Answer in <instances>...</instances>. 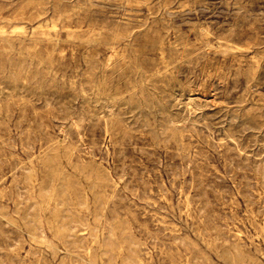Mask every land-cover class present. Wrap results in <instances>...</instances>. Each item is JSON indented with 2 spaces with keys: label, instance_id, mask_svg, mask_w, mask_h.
<instances>
[{
  "label": "rangeland",
  "instance_id": "rangeland-1",
  "mask_svg": "<svg viewBox=\"0 0 264 264\" xmlns=\"http://www.w3.org/2000/svg\"><path fill=\"white\" fill-rule=\"evenodd\" d=\"M0 264H264V0H0Z\"/></svg>",
  "mask_w": 264,
  "mask_h": 264
},
{
  "label": "bare ground",
  "instance_id": "bare-ground-1",
  "mask_svg": "<svg viewBox=\"0 0 264 264\" xmlns=\"http://www.w3.org/2000/svg\"><path fill=\"white\" fill-rule=\"evenodd\" d=\"M89 247V246H88Z\"/></svg>",
  "mask_w": 264,
  "mask_h": 264
}]
</instances>
